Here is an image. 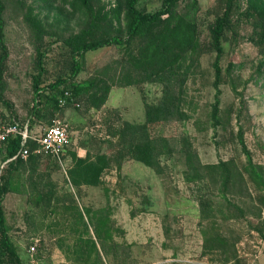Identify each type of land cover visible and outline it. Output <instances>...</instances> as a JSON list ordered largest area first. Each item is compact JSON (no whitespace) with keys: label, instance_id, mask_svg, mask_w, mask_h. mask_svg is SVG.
Listing matches in <instances>:
<instances>
[{"label":"rangeland","instance_id":"rangeland-1","mask_svg":"<svg viewBox=\"0 0 264 264\" xmlns=\"http://www.w3.org/2000/svg\"><path fill=\"white\" fill-rule=\"evenodd\" d=\"M2 1L8 57L0 117L33 135L59 119L70 140L59 159L32 154L9 167L0 148L3 212L21 263L37 239L41 264H264V38L254 17L238 15L225 28L215 87L210 26L224 8L218 0H181L144 33L173 42L178 24L189 27L195 49L178 63L169 64L167 43L152 51L143 38L130 54L117 45L87 51L75 77L69 38L123 36L124 0ZM161 2L138 7L153 11ZM239 10L246 12L245 1ZM61 78L57 90L92 86L58 106L48 85ZM146 103L165 104L166 117L146 124ZM147 140L157 170L136 159V144ZM98 157L99 184L83 183L77 158ZM201 195L226 243L222 263L220 252L203 249Z\"/></svg>","mask_w":264,"mask_h":264},{"label":"trees","instance_id":"trees-1","mask_svg":"<svg viewBox=\"0 0 264 264\" xmlns=\"http://www.w3.org/2000/svg\"><path fill=\"white\" fill-rule=\"evenodd\" d=\"M139 0H124L125 5V16L127 19L125 25V34L122 36L120 34H114L106 37H98L91 38L86 35L85 31H80L78 34L70 37V43L73 45V65L71 70V77H75L80 68L81 61L84 57V54L87 51L95 50L98 48H102L110 45L124 46L126 49V53H132L129 50V46L133 43H142V39L145 38V46L152 51L158 49L157 47L154 49L156 43L158 41H162L168 44L167 50H169V64L178 63L181 57H184V53L187 55L188 52L193 51L195 40L193 39L191 32L188 30L189 27L183 29L179 27H175L177 31L176 35H174V41L170 42L167 38L158 37L159 34L152 33L151 35L144 36V33L148 30L150 31L154 26L158 24V22L162 19L164 15H172L175 11V7L178 2L181 0H162L161 5L153 10V11H144L138 7ZM195 1V0H194ZM242 1L246 3V12H242L239 10L240 4ZM222 5H224L223 10L219 13L213 24L210 26L211 33V44L213 49L215 50V58L212 62L214 75H215V87H217L218 82L221 79V67L219 64V60L222 54V45L221 39L223 32L226 27L232 24L234 18H237L238 15L245 14L248 16H253L255 19L254 24L256 26L263 27L260 31V36L264 38V0H218ZM83 3H87V0H83ZM5 9L4 2L0 0V84L3 80V69L5 65V61L8 57V50L3 41V11ZM93 25V23H90ZM144 36V37H143ZM167 41V42H166ZM142 44L139 45V47ZM139 50V49H138ZM140 51V50H139ZM151 51V52H152ZM166 51V50H165ZM165 51H161V53H165ZM138 56L135 58L138 62H135L134 66H138L139 59L142 58ZM150 53H148L149 55ZM162 55V56H163ZM139 57V58H138ZM185 60V59H184ZM183 60V61H184ZM39 67L41 68V59L38 61ZM181 65V64H179ZM151 74L156 73L155 71L150 72ZM64 82V79H57L53 83L49 84L48 87L51 89H56V91L50 97L54 99V104H57V96L62 94L64 90H68L66 88H62L61 90H57L58 86ZM72 90L71 94H77L83 92L87 87L92 86L91 82L85 81L83 83H71L70 84ZM35 94H39L41 89L37 86L34 88ZM35 103H38V99H36ZM34 103V107L36 104ZM37 108V107H36ZM165 104L159 105H151L145 104V123H155L156 121L166 117ZM29 127V126H28ZM30 148L34 147V143L32 141L28 142ZM5 150V158L9 159L8 167L14 166L17 162L20 161V155L18 151L21 148V136L15 135L10 137L3 146ZM136 148L138 150V154L136 155V159L144 163L145 165L152 167L157 170L159 168V163L156 160V153L153 152L155 146L152 141L147 140L146 142L137 145ZM30 154L29 156H31ZM76 168L79 173L80 179L83 183L97 185L100 182V173L103 169V164L101 162V158H97L96 160H88L85 158H77L76 160ZM71 172V171H70ZM72 175V173H71ZM195 176L193 174H186L187 180L194 179ZM75 181V180H74ZM75 182H78L76 180ZM8 189L7 186V178L5 174H1L0 177V264H22L17 254L16 248L14 244L10 241L7 226L5 222V216L3 212L2 200L4 194ZM208 199L201 195L199 198V209H200V225H201V233L203 237V249L206 253H219V261L222 263V246H225V240L222 238V235L218 231H212L213 226L215 225V215H209L208 208ZM93 246H96L93 242ZM226 251L223 249V254ZM236 257L235 252L233 251V255L230 253L224 258V262L229 261V259Z\"/></svg>","mask_w":264,"mask_h":264},{"label":"built area","instance_id":"built-area-1","mask_svg":"<svg viewBox=\"0 0 264 264\" xmlns=\"http://www.w3.org/2000/svg\"><path fill=\"white\" fill-rule=\"evenodd\" d=\"M70 98V92L64 90L62 94L57 96L58 106L66 105ZM15 135L21 136V148L18 154L23 158H26L30 154H44L59 159L64 154L66 146L70 141L67 126L59 119H55L51 124L43 128L38 135H33L27 124L21 125L17 121H5L0 117V148L4 146V143L10 137ZM29 141L34 143L33 148L29 147ZM37 247V239L29 244L27 248V264H41L37 256Z\"/></svg>","mask_w":264,"mask_h":264},{"label":"crops","instance_id":"crops-1","mask_svg":"<svg viewBox=\"0 0 264 264\" xmlns=\"http://www.w3.org/2000/svg\"><path fill=\"white\" fill-rule=\"evenodd\" d=\"M28 126V125H27Z\"/></svg>","mask_w":264,"mask_h":264}]
</instances>
